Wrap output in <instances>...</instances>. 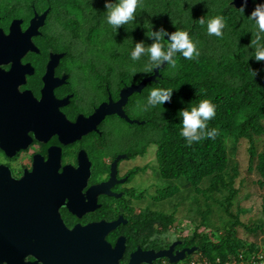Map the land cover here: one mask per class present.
<instances>
[{"label": "flooded vegetation", "instance_id": "af4514ba", "mask_svg": "<svg viewBox=\"0 0 264 264\" xmlns=\"http://www.w3.org/2000/svg\"><path fill=\"white\" fill-rule=\"evenodd\" d=\"M51 17L0 0V264H185L197 246L141 226L152 130L138 112L145 88L126 91L156 67L141 78L117 69L125 60L81 59Z\"/></svg>", "mask_w": 264, "mask_h": 264}, {"label": "trees", "instance_id": "16d2710c", "mask_svg": "<svg viewBox=\"0 0 264 264\" xmlns=\"http://www.w3.org/2000/svg\"><path fill=\"white\" fill-rule=\"evenodd\" d=\"M13 1L24 3L29 0ZM34 1L38 5L42 4L45 9L50 8L51 18L60 22L64 35L71 37L76 45L77 42L89 45L88 54L93 53V48L102 43L101 38H105L101 36L100 30L101 22H104L106 40L115 42L121 39L125 47L120 56L110 48L111 56L131 59L134 42L143 40L146 44L152 43L146 27L151 14L155 15L151 22L153 30L161 26L169 32L186 30L193 41L198 42L199 57L187 60L177 54V66L173 68L165 64L156 81L149 83L141 96L147 100L148 94L155 87L175 89L171 103L154 106L155 114L151 118L150 106H147L145 115L147 120L150 119L146 127L151 128L152 134L146 142H142L141 153H145L147 145H156L160 178L179 183L156 188L152 196L154 202H165L183 188H194L197 193L205 196L228 190L224 205L229 210L238 194L234 187L237 173L228 171L227 140L231 137L236 138L237 142L247 141L250 165L256 163L255 170L259 176L257 184L264 189V150L261 152V144L264 142V63L256 62L253 57L255 45L252 41L255 40L257 27L247 16L254 5L248 7L244 15L229 4L230 0H143V12L137 8L136 20L117 30L107 23V12L102 4L105 0ZM217 15H223L226 22L222 38L209 35L207 25H200L198 21L202 16L208 20ZM229 32L233 36L232 40H228ZM55 39L46 35L49 43ZM96 51L98 55L100 51ZM141 59L146 61L147 67V72L141 74L143 78L149 76L155 66L150 65L147 54ZM250 69L259 74L253 77ZM205 98L211 99L217 106L216 117L208 123V129H216L217 135L215 139L206 138L189 146L180 134L182 123L178 112L184 107L195 106ZM205 182H208V187L203 190L200 187ZM236 221V224L240 223ZM173 222V216L149 212L141 214L143 233L153 230L159 234L164 233ZM263 228L264 224L256 225L254 229L248 227V232ZM199 236V229L187 236L189 246H197L213 262L219 258L221 262L237 263L240 256L244 259L246 255L241 253L243 244L229 235L216 243L207 237L199 239ZM248 251H253V248Z\"/></svg>", "mask_w": 264, "mask_h": 264}, {"label": "rangeland", "instance_id": "374dc122", "mask_svg": "<svg viewBox=\"0 0 264 264\" xmlns=\"http://www.w3.org/2000/svg\"><path fill=\"white\" fill-rule=\"evenodd\" d=\"M144 5L145 3H142V6ZM142 6L138 7V9L143 12ZM154 17L155 15H150L151 22ZM101 24V36H105V38H101L102 43L93 48L95 50L93 53L88 54L89 45L77 42V45L75 44L73 47L76 55L81 59H102L104 63H111V60H125V63L119 64L117 69L137 70L138 68L140 74L146 73L145 60L132 61L121 57L116 59L111 56L109 49L112 48V51L120 56L125 50L124 43L121 39L115 42L106 40L107 34L104 32V22H101ZM240 27L241 25L239 29ZM243 29L241 28V30ZM61 32L62 30L60 29L57 32L54 31V34L60 35ZM228 36V40L233 39L231 32H229ZM63 37L67 38L66 36ZM96 49L100 51L98 55ZM104 49H107V51ZM96 56H101V58ZM142 65L145 68H141ZM114 66L116 68L117 64H114ZM135 70L133 72L136 75ZM146 105L147 100L140 105L138 112H144L147 108ZM147 140L148 138H146L145 142ZM248 147L246 140L237 142L234 137L227 140L228 171L232 174L234 172L237 173L234 187L238 190V194L234 198L230 209L226 210L224 200L229 194L228 190L205 196L202 193H197L194 188H183L180 193L165 202H154L151 197L154 195V189L162 186L178 185L179 183L176 181L168 182L160 178L156 161L157 146L154 144L147 145L146 155L140 160L139 164L141 166L148 164V167L146 172L136 178V186L140 189H147L145 191L146 197L141 201L143 212L159 213L164 216L174 217V222L169 230L163 233L169 239L186 238L198 229L199 239L207 237L213 243L229 235L233 240H239L243 244L241 253H246L244 257V260H246L245 264H264V228L255 232H248V227L254 229L256 225L264 224V189L259 188L257 184L259 176L255 170L256 163L252 166L250 165ZM261 147L262 152L264 150V142ZM207 187L208 182H205L200 188L204 190ZM236 220H239L240 223L236 224ZM250 248H253V251H248ZM195 260L204 261L208 264L212 262L202 252L198 251L190 256L185 264H190L189 262ZM218 260L220 259H215V262Z\"/></svg>", "mask_w": 264, "mask_h": 264}, {"label": "clouds", "instance_id": "9594fccd", "mask_svg": "<svg viewBox=\"0 0 264 264\" xmlns=\"http://www.w3.org/2000/svg\"><path fill=\"white\" fill-rule=\"evenodd\" d=\"M252 3L254 6L247 16L255 22L257 27L255 40L252 41L255 45V55L253 57L256 62L264 63V0H252ZM231 4L234 6L232 0ZM141 6L142 0H105L104 9L107 12V23L118 30L121 26L136 20L137 8ZM247 8L248 0H241L237 10L245 15ZM198 21L200 25H207L209 35L223 37V30L226 26L223 15H217L208 20H205L202 16ZM146 27L150 32L149 38L152 43L146 44L143 40L134 42V48L130 53L132 61H139L142 56L147 54L150 65L160 67L168 64L175 68L177 66V54L182 55L187 60L199 57L198 42L193 41L188 31L176 29L169 32L162 26L153 30L154 26L150 20ZM251 72L253 77L259 74L255 70H251ZM174 90L162 86L153 88L148 94L146 107L163 106L165 103H171ZM216 107L211 99L205 98L201 99L195 106L184 107L179 110L178 114L182 123L180 134L186 139L189 146L206 138L215 139L217 131L216 129L209 130L208 123L216 117Z\"/></svg>", "mask_w": 264, "mask_h": 264}, {"label": "water", "instance_id": "95a60500", "mask_svg": "<svg viewBox=\"0 0 264 264\" xmlns=\"http://www.w3.org/2000/svg\"><path fill=\"white\" fill-rule=\"evenodd\" d=\"M233 4H236V0L233 1ZM165 67V64L164 65H161L160 67H156L153 71V75L150 76V77H146L144 78L141 83L139 85H136V86H133L131 87L130 89H128L126 91V93H128L129 95L133 94V93H141L142 90L151 82H154L156 81L157 77L159 76L160 74V71ZM108 229L109 231L113 228V225H108ZM88 235V233H87ZM97 242L95 240H93V245H96ZM174 250V245L170 248V250L168 252H161V253H158L155 255V259H158V258H162V257H165L166 255H170L172 253V251ZM197 250V248H191L188 250V255H191L193 254L195 251ZM94 257H97L96 254H94ZM179 257H175V260H172L173 262L172 263H175L176 261H179Z\"/></svg>", "mask_w": 264, "mask_h": 264}, {"label": "built area", "instance_id": "2783aa9c", "mask_svg": "<svg viewBox=\"0 0 264 264\" xmlns=\"http://www.w3.org/2000/svg\"><path fill=\"white\" fill-rule=\"evenodd\" d=\"M245 261L246 260H244L241 256L239 257V260H238V262L237 263H231V262H221L220 260H218V261H212L211 263H209V264H245ZM190 264H208V263H206V262H204V261H197V260H195V261H191V262H189Z\"/></svg>", "mask_w": 264, "mask_h": 264}]
</instances>
